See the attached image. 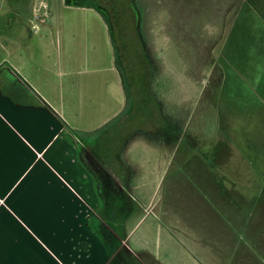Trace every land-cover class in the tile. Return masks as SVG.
<instances>
[{
  "label": "crops",
  "instance_id": "0c3cea01",
  "mask_svg": "<svg viewBox=\"0 0 264 264\" xmlns=\"http://www.w3.org/2000/svg\"><path fill=\"white\" fill-rule=\"evenodd\" d=\"M124 2L131 16L133 0ZM112 6V0H0V264H75L79 254L67 248L84 228L106 264H264V0L240 10L236 42L225 46L214 130L205 123L188 133L182 152L172 123L171 137L159 142L153 168L163 190L160 238L127 241L132 229L127 251L113 250L114 242L106 249L90 218H77L83 179L92 171L78 137L94 131L78 125L84 105L102 120L109 108L95 94L104 89L126 100V91L122 80L116 85L100 76V54H87L95 46L79 38L93 29L76 20L96 21L111 38ZM180 196L189 203L175 202Z\"/></svg>",
  "mask_w": 264,
  "mask_h": 264
},
{
  "label": "rangeland",
  "instance_id": "374dc122",
  "mask_svg": "<svg viewBox=\"0 0 264 264\" xmlns=\"http://www.w3.org/2000/svg\"><path fill=\"white\" fill-rule=\"evenodd\" d=\"M112 3L117 49L96 21L76 20L79 28L93 29L79 38L95 46L87 54H100V76L116 85L122 80L126 91V100L104 89L95 94V102L109 108L102 120L84 105L78 125L94 131L78 137L91 153L85 148L84 159L92 171L83 179L86 194L79 196L76 214L85 222L90 218L106 249L114 242L113 250L115 246L127 251L125 241L132 229L127 241L145 235L154 244L161 236L157 212L163 190L153 167H158L160 140L172 135L168 124L178 125L182 152L191 132L203 130L205 123L208 130L215 128L214 97L220 92L224 49L231 46L234 29L240 28V10L252 0H133L137 16L126 12L131 11L128 2ZM181 196L175 202L189 203ZM92 238L84 228L79 242L69 243V254L73 249L79 254L75 264H98V255L100 264H106L104 251Z\"/></svg>",
  "mask_w": 264,
  "mask_h": 264
},
{
  "label": "trees",
  "instance_id": "16d2710c",
  "mask_svg": "<svg viewBox=\"0 0 264 264\" xmlns=\"http://www.w3.org/2000/svg\"><path fill=\"white\" fill-rule=\"evenodd\" d=\"M96 10H98L100 13H102L104 15L105 14L108 15L107 11L103 10L102 8H100L98 6H96ZM133 12L136 14L135 8L133 9ZM136 16H137V14H136ZM135 18L137 19V17H135ZM106 21L108 22V26H109V30H110V36H111V39L113 41L112 43L114 44L115 48L117 49L118 46H117V41H116V31H115L114 26H113V21L109 17H106ZM119 56H120V54H119ZM151 81H154L155 82L154 79H152Z\"/></svg>",
  "mask_w": 264,
  "mask_h": 264
}]
</instances>
